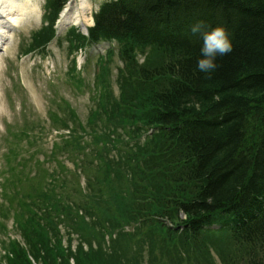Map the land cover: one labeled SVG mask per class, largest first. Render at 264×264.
I'll list each match as a JSON object with an SVG mask.
<instances>
[{
  "label": "trees",
  "instance_id": "trees-1",
  "mask_svg": "<svg viewBox=\"0 0 264 264\" xmlns=\"http://www.w3.org/2000/svg\"><path fill=\"white\" fill-rule=\"evenodd\" d=\"M67 1L46 0L47 24L32 33L24 52L41 51L54 39ZM93 21L87 35L72 27L64 38L69 50L114 44L98 61L101 95L87 125L110 131L126 154L99 156L101 165L86 162L88 191L77 189L75 204L64 201L67 191L57 192L59 177L52 173L21 194L15 221L25 246L9 243L5 264H32L29 256L38 264H155L159 258L158 264H191V258L264 264V0H103ZM197 21L223 25L232 42L207 75L196 68L202 39L190 28ZM116 55L122 61L114 74L119 96L109 66ZM145 127L155 130L141 141ZM128 172L138 186L116 187ZM80 199L84 212H98L108 228L78 214ZM135 205L144 210L134 213ZM55 219L71 227L68 235L80 232L74 246L72 238L62 244L53 233ZM214 223L219 230L210 229ZM125 224L133 230L123 232ZM158 237L163 246L156 254ZM176 244L185 254L175 259Z\"/></svg>",
  "mask_w": 264,
  "mask_h": 264
},
{
  "label": "rangeland",
  "instance_id": "rangeland-1",
  "mask_svg": "<svg viewBox=\"0 0 264 264\" xmlns=\"http://www.w3.org/2000/svg\"><path fill=\"white\" fill-rule=\"evenodd\" d=\"M33 1L38 4L39 17L29 18L14 29L12 41L2 53L0 64V222L3 224L0 227V258L2 256L3 259L5 252L9 250L7 242L14 238L11 237L12 231L19 234L14 227L10 208H7L9 216L4 212L5 206L10 205L6 193L9 192L10 195L11 187L20 194L32 192L31 186L41 185L43 175L49 172L61 174L62 177V172L65 171V176L69 179L75 169L73 161L79 160L73 156L72 150L64 153L61 150L58 153V149L53 148L58 142L62 148V133H67L62 128L59 133L55 132L54 129L60 126L52 120L51 112L60 116L66 111L64 103L68 102L84 121L96 100L93 96H97L96 88L92 85L95 82L94 63L98 57L95 50L91 51V58L82 66L80 74L76 71L83 83L78 85L71 80L74 74L69 71L73 53H69L64 38L68 26L49 43L45 53L24 52L31 44V34L41 26L44 11L45 0ZM90 1L91 13L86 17L88 25L92 24L91 14L102 0ZM117 63L119 64L117 57L110 63L111 77L115 76ZM116 93L117 89L114 90V94ZM52 150H56V155L50 154ZM57 159L66 166V170H59L56 166ZM55 221L58 227L53 233L61 241L64 239L66 244L67 231L61 220ZM16 237L19 238L18 235ZM78 240V233L72 232L73 246ZM143 248L147 250V244ZM213 256L217 262L219 256L216 251H213ZM146 261L149 263L148 257ZM157 262H160V258Z\"/></svg>",
  "mask_w": 264,
  "mask_h": 264
},
{
  "label": "bare ground",
  "instance_id": "bare-ground-1",
  "mask_svg": "<svg viewBox=\"0 0 264 264\" xmlns=\"http://www.w3.org/2000/svg\"><path fill=\"white\" fill-rule=\"evenodd\" d=\"M90 12V0H70L61 11L57 22L58 31L69 24L84 29L88 25L86 17ZM39 13L38 5L33 0H0V64L2 53L12 41L14 29L29 18H38Z\"/></svg>",
  "mask_w": 264,
  "mask_h": 264
},
{
  "label": "clouds",
  "instance_id": "clouds-1",
  "mask_svg": "<svg viewBox=\"0 0 264 264\" xmlns=\"http://www.w3.org/2000/svg\"><path fill=\"white\" fill-rule=\"evenodd\" d=\"M192 34H199L202 39L201 55L197 58L196 68L203 74H211L217 69V56H224L232 51V42L223 25L207 27L202 21L192 24Z\"/></svg>",
  "mask_w": 264,
  "mask_h": 264
}]
</instances>
